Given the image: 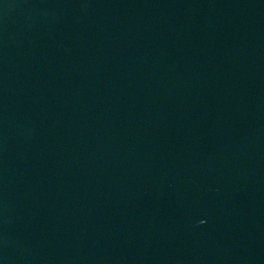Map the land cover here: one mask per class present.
<instances>
[{
    "label": "water",
    "instance_id": "obj_1",
    "mask_svg": "<svg viewBox=\"0 0 264 264\" xmlns=\"http://www.w3.org/2000/svg\"><path fill=\"white\" fill-rule=\"evenodd\" d=\"M0 264H264V0H0Z\"/></svg>",
    "mask_w": 264,
    "mask_h": 264
}]
</instances>
